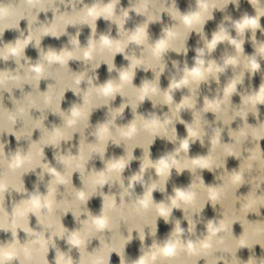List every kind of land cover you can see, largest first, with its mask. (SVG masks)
Masks as SVG:
<instances>
[{
	"label": "clouds",
	"instance_id": "1",
	"mask_svg": "<svg viewBox=\"0 0 264 264\" xmlns=\"http://www.w3.org/2000/svg\"><path fill=\"white\" fill-rule=\"evenodd\" d=\"M247 3L253 14L236 18L229 7L239 12L241 0H189L183 11L178 0H0V264H113L114 254L118 264H264V0ZM46 38L66 41L57 48ZM138 72L151 78L137 84ZM68 92L76 99L65 108ZM145 102L152 110L141 111ZM158 139L172 148L153 158ZM197 143L206 153L191 154ZM230 158L237 167L229 169ZM185 173L186 185L173 182Z\"/></svg>",
	"mask_w": 264,
	"mask_h": 264
},
{
	"label": "water",
	"instance_id": "2",
	"mask_svg": "<svg viewBox=\"0 0 264 264\" xmlns=\"http://www.w3.org/2000/svg\"><path fill=\"white\" fill-rule=\"evenodd\" d=\"M123 4L125 6H127V3H128V0H122ZM178 4L181 8V10H186L187 7H188V4H189V0H178ZM244 11H247L249 14H253V9L251 8V6L247 3V0H241V6H240V11L237 12L234 8V6H230L229 7V12L236 18L239 17V15L244 12ZM43 18V16H42ZM222 18V14L221 13H216V19L215 21H210L207 25H206V31L209 32V34L211 33L212 30L215 29L216 27V24L221 20ZM138 19V18H136ZM167 17H165V23H167ZM262 24H264V20L261 21ZM22 27H24V23L22 22ZM129 26H132V24L130 23ZM160 25L156 24V25H152L151 28H150V31L153 35V37H157L159 35V32H160ZM107 28V24L106 22H104L103 20H100L98 21V30L100 31H103ZM70 31H72V29H70ZM89 34V30L87 28L84 29V32L81 36V41L83 42L85 40V38L87 37V35ZM113 34L115 35V31L113 32ZM258 38H261L260 37V34L258 33ZM15 36V33H6L5 34V39H13ZM197 37L195 36V34H193L192 38L189 40V47L190 49L194 48L196 46V41H197ZM66 41V38H61L60 40H55L53 38H46L45 41H44V44L46 46L48 45H51V46H54V47H60L64 42ZM222 47L221 46V49L218 50V52L216 53V55L218 56L220 51L222 50ZM245 50L246 52L248 53H251L252 52V48H251V45L250 44H246L245 45ZM28 55L32 58H36L37 56V53L35 50L33 49H29L28 50ZM194 55V52L193 51H189L188 53V60H189V63H191L192 61V57ZM172 58L173 59H183L182 57H177L175 54H171ZM116 63L117 65H122V64H125L126 61L123 60V57L122 56H117L116 58ZM72 67L74 69L78 68V65L77 64H73ZM99 74H100V79L101 81L105 80L108 78V73H107V68L106 66H102L101 69H99ZM145 76H148L149 78H151V73H143V72H138L137 73V77H136V80H135V83L139 84L141 82V80L145 77ZM167 74H165V76H162L161 78V85L162 87H166L167 84H168V80L166 78ZM260 76L259 74L254 78V80L252 81V83L254 84V86L258 87L259 84H260ZM247 83V82H246ZM41 87L43 88L44 87V84L42 83ZM213 87H215V85H213ZM206 91V90H205ZM177 100L180 99V93H177ZM76 98L74 97V95L71 93V92H68L66 94V100H65V103H64V107L67 108L69 106V104L74 101ZM234 102L238 103L239 102V97H234L233 98ZM120 102V98L118 97L117 98V104ZM152 110L151 109V104L150 102H145V104L143 105V107L141 108V111L142 112H147V111H150ZM166 110V109H165ZM261 113H262V119H264V106L261 107ZM103 111H98L96 113L93 114V117H92V122L95 123L97 122L98 120H101L103 119ZM126 117L128 119L131 118L130 114L128 112H126ZM209 118L212 119V116L211 114H209ZM50 121H53L55 120V117H49ZM184 119L186 120H190L191 117L188 113H185L184 114ZM250 122H254V120L250 117ZM235 126V125H234ZM177 130H178V133L183 136L186 134V131H185V128L183 125H180L178 124L177 125ZM12 139V147H15L16 145V142L14 140V138H11ZM262 147H264V142H262ZM172 148V145L170 144H167L166 142L164 141H161V140H157L156 143L153 145L152 147V155H153V158H157L160 154H162L165 150H171ZM46 153L48 155V158L49 159H52V152L51 150H46ZM206 153V148H202L199 143L195 144L192 146V149H191V154L192 155H196V154H204ZM111 154H116V155H120L122 154V149L120 148H115V147H110L109 148V155ZM137 155H140V150L138 149L137 150ZM96 166L99 168V167H102L101 163L99 161H96ZM138 162L137 161H134L132 163V170H136L138 168ZM238 166V161H236L235 159H232L230 158L229 161H228V167L229 169H232L234 167H237ZM128 173H126L127 175ZM204 178H205V181L206 183H213L214 182V177H213V174L212 173H209L207 171L204 172ZM35 176H28L25 178V182H26V186L31 190L32 189V186H33V183L35 182ZM74 182L79 185V180L77 177H74ZM173 182L178 184V185H186L188 182H189V176L187 173H185L184 175L182 176H173ZM169 190H171V185L169 186ZM247 187L245 188H242L241 189V192L242 193H246L247 192ZM139 191V189H138ZM156 198L157 199H161V195L159 193H156ZM101 206V202L99 199L97 198H94L92 201H90V204H89V207L93 210V211H98L99 208ZM262 213H264V210H262ZM215 212L212 210L211 206H209L208 208H206L205 210V216L208 217V218H212L215 216ZM177 216H180V213H176ZM250 219H257V217L255 216H250L249 217ZM33 223H35V221H33ZM65 225L67 227H74V221H73V218L71 217V215L69 214L68 217L65 218V221H64ZM169 230L168 226L167 225H164L163 222H161V225H160V233L161 235L165 234L167 231ZM234 231L236 232L237 235H239L242 231L241 227L237 224L234 226ZM2 238H6L4 237L3 234H0V239ZM63 246V245H62ZM139 242L138 241H133L131 245H129L128 247V254L130 256H132L133 258L136 257L138 254H139ZM256 254L257 255H260L261 254V249L259 248V246H257L256 248ZM243 259H247L248 256H249V252L247 249H244L240 252L239 254ZM50 259H51V255H50ZM113 264H118V257L115 256V254L113 255Z\"/></svg>",
	"mask_w": 264,
	"mask_h": 264
}]
</instances>
